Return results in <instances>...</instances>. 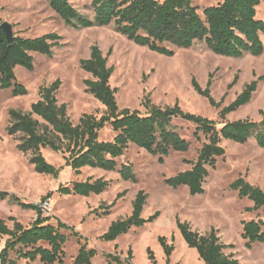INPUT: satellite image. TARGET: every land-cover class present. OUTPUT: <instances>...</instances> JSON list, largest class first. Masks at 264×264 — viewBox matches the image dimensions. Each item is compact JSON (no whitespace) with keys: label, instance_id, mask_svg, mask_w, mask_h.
Segmentation results:
<instances>
[{"label":"rangeland","instance_id":"374dc122","mask_svg":"<svg viewBox=\"0 0 264 264\" xmlns=\"http://www.w3.org/2000/svg\"><path fill=\"white\" fill-rule=\"evenodd\" d=\"M82 15L94 18L91 7L93 0H69ZM163 2L165 0H159ZM203 15L205 8L218 4L217 0H192ZM258 18L264 21V3L258 7ZM0 21L13 25L14 32L25 38H36L49 33L62 37L60 46L54 48L51 57L33 54L34 70L29 71L18 66L15 75L18 83L27 88L25 96H14L13 88L0 87V220L13 228L11 218H15L25 227L37 218V213L24 210L12 199L38 205L48 194L51 210L45 217L51 218L55 226L58 220L70 229L62 230L67 237L64 247L63 264H73L81 248L95 250L92 264H108L107 255L120 256L123 264H154L148 255L151 249L157 264H167L164 249L159 243L165 237L175 250L170 264H203L196 250L190 249L178 228V220L191 225L194 231L204 235L216 229L221 242L233 245L227 254H233L240 264H264V243L247 246L243 239V223L252 220L264 222V209L252 210L254 203L248 198H241L231 184L238 178H245L250 184L264 189V148L258 146L255 139L245 144L223 141L225 155L217 159L214 168H208L209 174L204 182V193L192 196L187 186L172 188L166 180L193 168L199 153L208 139L199 134L194 136L196 126L193 123L176 119L174 130L190 143L188 152L170 150L163 157L152 155L135 145H131L124 156L118 160V169L107 172L85 168L80 176L71 168L65 167L61 154L44 149L43 155L57 168L63 167L57 178L36 172L29 157L18 149L19 140L8 132L10 110L29 111L32 104L40 99L41 87H48L60 80L62 85L57 94L59 104H66L68 115L74 124L85 114L101 117L106 108L87 92L85 81L93 79L85 72L81 60L90 57L93 46H98L104 56H108V66L114 68L110 85L117 90L116 99L119 108L138 110L146 114L142 103L149 97L155 105L173 107L179 103L187 112L199 115L217 123L222 128L220 111L231 105L245 87L259 78L252 101L229 114L225 121L250 120L260 122L264 114V53L260 57L245 55L242 58H226L215 55L203 43L192 48L174 49L173 57L158 55L147 48L139 47L115 31L114 26L94 27L75 30L67 26L50 7L48 0H0ZM264 42V36H263ZM237 83L230 88L234 80ZM195 79L202 88L212 81L211 94L220 109L212 107L208 100L200 96L192 85ZM115 133L110 125L100 132L101 141H112ZM124 164L133 165L137 182L125 181L119 174ZM103 178L111 182L110 187L101 195L82 197L61 195L60 186L72 187L75 182L87 179ZM139 191H145L148 201L142 217L148 219L159 212L160 217L141 228H133L122 235L115 243L106 242L101 237L113 222L131 216L133 202ZM126 192L116 205L106 212L105 207L114 203L118 194ZM103 208H100L101 206ZM97 210L96 212H93ZM251 210V211H249ZM76 234L78 236H76ZM7 237L0 236V252ZM118 247V251L115 248ZM132 251L131 263L125 261ZM16 259V255H11ZM18 264H42L21 260Z\"/></svg>","mask_w":264,"mask_h":264},{"label":"trees","instance_id":"16d2710c","mask_svg":"<svg viewBox=\"0 0 264 264\" xmlns=\"http://www.w3.org/2000/svg\"><path fill=\"white\" fill-rule=\"evenodd\" d=\"M48 1L51 9L64 23L75 30L113 25L118 34L137 46L166 57H173L174 49L187 50L197 43L205 44L215 55L226 58L238 59L245 55L260 57L264 53V21L258 18L257 12L264 0H217L218 4L205 8L203 15H200L199 8L194 6L192 0H93V19L82 15L69 0ZM1 24L0 21V87L13 88L14 96H25L28 90L18 83L16 67L21 66L33 71V54L51 57L54 48L60 46L62 37L57 33L36 38L15 34L9 45ZM80 66L93 77L86 80L85 85L87 92L106 108L103 116L85 114L78 124H74L68 115L67 105L59 104L57 98L62 85L60 80L48 87H41L40 99L32 104L29 111L9 112L8 132L19 140L18 149L29 157V162L39 174L57 178L63 169L47 161L43 155L44 149L61 154L65 167L71 168L77 176H80L85 168L117 171L118 160L131 145L152 155L161 156L160 163H163V157L167 156L170 150L184 153L190 149V143L174 130V120L181 119L193 123L197 127L194 136L198 138L201 133L208 139V143L201 149L191 170L166 180V183L175 189L187 186L190 194L196 196L204 193L208 168H214L217 159L225 155L223 141L245 144L250 139H255L258 146L264 148V114L260 122L225 121L229 114L252 101L263 78L247 85L231 105L220 111L223 126L218 130L215 121L187 113L179 103L173 107H161L146 97L142 103L146 110L145 115L138 110H121L116 99L117 90L110 85L114 68L108 66V56H104L98 46L92 47L90 57L81 60ZM237 81L238 78L230 88ZM192 85L212 107H222L221 103H217L212 97L211 79L206 88H202L195 79L192 80ZM107 125L111 126L115 137L112 141H101L100 132ZM118 172L123 180L137 182L133 165L124 164ZM110 185L111 182L103 178H89L84 182L73 183L72 187L60 186L58 193L90 197L103 194ZM231 188L237 191L241 198H248L254 203L252 210L264 209V189L250 184L243 177L234 181ZM52 195L53 193L48 194L42 201L51 200ZM125 195L126 192L118 194L116 201L104 208L106 212L103 214L109 213ZM0 198L4 199L5 195L1 194ZM12 199L17 201L22 209L35 211L37 218L28 227L11 218L13 228H9L0 220V236L7 237L0 252V264H18L21 260L63 264L67 237L62 230H69L70 227L59 220L57 226L53 225L51 218L45 217L38 205L21 202L15 196ZM147 201L148 195L145 191H139L133 202L131 216L113 222L101 239L114 242L133 228L154 223L160 217L159 212L148 219L142 217ZM103 207L102 205L100 208ZM177 225L187 246L196 250L204 264H240L233 254L226 253L233 245L223 244L216 229L213 228L209 233L202 235L194 231L188 223L178 220ZM243 239L249 248L255 243H264V222H244ZM159 243L169 264L175 247L173 244L169 245L165 237H160ZM147 252L150 260L157 264L152 250L148 249ZM12 254L16 255V259H12ZM96 254L95 250H88L85 245L73 264H92ZM132 258L130 250L125 261L131 263ZM107 259L108 264H123L120 256L108 254Z\"/></svg>","mask_w":264,"mask_h":264},{"label":"water","instance_id":"95a60500","mask_svg":"<svg viewBox=\"0 0 264 264\" xmlns=\"http://www.w3.org/2000/svg\"><path fill=\"white\" fill-rule=\"evenodd\" d=\"M1 28L4 31L6 38H7V42L10 45L15 37V32H14V27L12 24L8 23V22H3L1 24Z\"/></svg>","mask_w":264,"mask_h":264},{"label":"built area","instance_id":"2783aa9c","mask_svg":"<svg viewBox=\"0 0 264 264\" xmlns=\"http://www.w3.org/2000/svg\"><path fill=\"white\" fill-rule=\"evenodd\" d=\"M40 210L42 211L43 215L45 216V214L51 210V203L50 200H46V201H41L40 204H38Z\"/></svg>","mask_w":264,"mask_h":264},{"label":"crops","instance_id":"0c3cea01","mask_svg":"<svg viewBox=\"0 0 264 264\" xmlns=\"http://www.w3.org/2000/svg\"><path fill=\"white\" fill-rule=\"evenodd\" d=\"M117 241V240H116ZM116 241H114L113 243H115ZM118 251V247L115 248V251L114 252H117ZM113 254V253H112ZM114 255V254H113ZM173 255V254H172ZM120 257H122V253H120ZM172 257V256H171ZM171 262V260H170ZM170 264V263H169ZM204 264V263H203Z\"/></svg>","mask_w":264,"mask_h":264}]
</instances>
